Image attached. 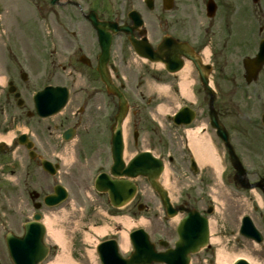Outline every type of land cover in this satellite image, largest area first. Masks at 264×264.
<instances>
[{"label":"flooded vegetation","instance_id":"af4514ba","mask_svg":"<svg viewBox=\"0 0 264 264\" xmlns=\"http://www.w3.org/2000/svg\"><path fill=\"white\" fill-rule=\"evenodd\" d=\"M32 14L44 18L50 29L44 38L37 35L35 48L44 51L39 58L33 57L35 43L28 48L26 42H16L15 31L10 30L16 28L8 25V18ZM0 27L4 31L0 33L2 44L19 50L15 63L8 67L7 81L14 82L12 88L9 84L0 88V133H14L11 144L1 146L0 153L11 156L17 185L27 187L31 199L27 209L33 210L27 219L37 205L42 212L56 208L47 204L45 197L56 184H64L63 179L36 169L43 157L59 161L69 143L75 142L79 159L96 148L97 160L103 162L97 175L111 169L117 98L98 70L105 60L103 45H109L110 50L106 70L116 81L125 78L115 66L141 65L159 80L162 73L151 67L155 64L151 58L170 60L176 56L179 62L192 55L210 74L219 98L237 97L253 86L260 121L264 114V63L255 80L243 84L244 60L255 57L264 61V0H0ZM26 33L21 34L24 39ZM192 72L196 80L192 91L202 107L200 116H207L210 95L198 84L199 70L193 64ZM41 81L45 83L36 86ZM49 84L67 87L69 97L60 106L64 90H55L58 92L47 99L50 114H42L48 109L38 107L36 95ZM124 92L127 97L142 96L141 90ZM217 109L220 118L224 116L222 107Z\"/></svg>","mask_w":264,"mask_h":264},{"label":"rangeland","instance_id":"374dc122","mask_svg":"<svg viewBox=\"0 0 264 264\" xmlns=\"http://www.w3.org/2000/svg\"><path fill=\"white\" fill-rule=\"evenodd\" d=\"M22 21L23 27L26 26L28 21L26 23H24V19ZM20 28H22L21 24L16 27L18 30ZM10 30L16 31L14 28H10ZM24 31L23 29L22 34ZM13 34L16 42H26L28 48H32L33 42L35 43L34 48L38 46L39 40L37 38L31 39L26 36L24 39L22 35L18 37L15 32ZM1 51L0 46V54ZM34 51L32 50V53ZM5 60V64L12 62V58ZM135 69H139V66ZM166 79L171 82L172 88L171 90L159 91L158 94L161 98H155L156 93L153 95L154 87L152 84L154 82L148 76L143 78L145 82L140 87H138L137 77L133 73L126 81L128 89H142L145 94L143 98L132 96L129 99L132 110L138 112L135 116L131 115V118L136 121V127L141 132V138L136 145L132 135L135 128L132 123H128L125 131L126 157L130 158L134 153L146 147H153L155 152L166 159L171 154L174 160L167 164V169L171 174V186L167 188L173 202L176 204L186 201L198 208L204 205L205 199H211V202L214 203L216 209L214 213L209 215L210 220L214 222L211 238H217L218 241H210L209 247L193 255L191 264H217V252L220 248H223L228 255L242 253L256 264H264V240L259 243L240 234L242 217L248 214L264 235V195L262 191L258 188L244 190L235 186L233 182L234 170L214 133H212V138L223 159L226 171L220 176L217 170L210 165L200 167L198 173L193 171L188 162L191 152L187 142L176 145V125L173 124L171 115H158L163 122L160 128L155 126L154 120H157L153 118V113H158L156 106L158 102L166 100L163 105L168 106L170 114L176 108V102L180 104L175 92L176 75L168 76ZM36 85L38 86V83ZM252 91V87L245 89L243 94L246 97L244 100L240 97L233 98L229 95H222L220 98L218 97L216 106L222 107L225 115L224 122L231 132L232 141L237 149L243 152L242 159L249 171V177L253 181L257 179L259 174L264 175V136H260L262 125L258 120H255L258 114L254 107ZM248 95L250 97H247ZM149 99L150 103H148ZM199 107L201 108V106ZM205 116L206 114L199 116L193 127L202 129L207 120ZM232 126L234 132L230 129ZM181 134L184 135V132ZM255 146L259 147L260 150L263 149L260 155L256 152ZM76 148L75 143H69L58 176L69 188V199L62 206L44 211L45 218L50 217L53 220V227L61 229L64 233L65 243L64 246L61 245L62 250H74L77 257L76 262L70 264H100L95 250L96 244L106 237L119 238L117 229L119 226L124 228L115 220V217L121 215H128L136 220L146 219L145 223L134 225L129 231L135 227L143 226L150 232L152 240L157 244L161 238H164L170 242V246L174 245L176 223L184 215L183 213L179 214L178 219L176 216L169 218L157 193L151 188L148 181L141 177L137 180L140 189L134 202L123 208L111 207L107 196L99 195L93 186V177L98 171V164H101L100 160H97L96 148L91 149L88 155L81 159H78L76 155ZM103 150V148L98 150L101 155L105 154ZM6 161L11 160L3 161L5 164L4 169H2L4 174H0V257L3 264H11L4 245V234L8 230L19 233L25 220L24 215L30 211H27L24 206L29 201L28 194L22 195L20 190V187H23L25 192L26 188L24 185L16 184L17 180L12 175L13 163ZM36 169L43 172L39 166ZM140 203L144 204L143 209H139ZM105 224L110 226L108 233L98 235L94 232V226ZM47 240L51 244L54 243L51 235L47 236ZM158 248L161 247L158 245ZM93 250L96 256L91 255L90 252ZM55 257L56 255L53 253L50 254L42 264H51Z\"/></svg>","mask_w":264,"mask_h":264},{"label":"water","instance_id":"95a60500","mask_svg":"<svg viewBox=\"0 0 264 264\" xmlns=\"http://www.w3.org/2000/svg\"><path fill=\"white\" fill-rule=\"evenodd\" d=\"M253 66V62L247 64L249 70H253ZM168 69L174 71L176 70V66L173 68L168 66ZM202 80L210 93H212L208 77L202 75ZM108 84L118 93L120 98V109L117 115L118 125L114 128L113 134V152L115 161L122 169L121 171L115 170L113 173L116 175L127 174L131 177H136L139 174L147 175L152 186L160 194L168 214L170 216L175 215L176 208L173 207L170 201L169 193L158 180L160 173L164 169L162 159L156 158L149 151H144L133 157L128 166H125L123 160L124 143L122 137V119L126 114L127 100L124 95L118 91L116 86L110 82ZM178 116L184 118V122L190 123L194 115L193 111L186 107L182 109ZM212 124L218 128L219 134L227 141V133L218 122L215 114L212 115ZM230 151L232 163L243 173L239 159L234 155L232 150ZM45 165L47 169L55 170L50 162L45 163ZM99 188L109 190L110 197L116 200L113 201L115 205H123L134 194L137 186L133 182H126L124 179L118 178L112 179L104 174L101 177ZM64 195H66V189L62 186H58L56 188V194L47 197V202L50 204L57 203ZM181 209L186 210L187 215L180 222V237L175 247L169 248L166 251H157L155 243L150 241L149 234L143 228H139L130 233V238L135 250L129 257H124L120 254L118 243L115 239L106 240L99 244L98 253L101 257L102 264H153L154 262L189 264L191 254L199 251L209 240L208 218L196 209L184 207H181ZM210 211L211 210H209V212ZM40 218L41 215L36 214L35 219L26 224L24 236H16L12 233L9 234L7 242L16 264H38L46 256L49 250L44 242L46 227L40 221ZM241 232L248 237L255 238L257 241L263 240L261 232L257 229L249 216L244 218ZM161 243L167 244V242ZM234 264L250 263L246 259L241 258Z\"/></svg>","mask_w":264,"mask_h":264},{"label":"bare ground","instance_id":"6f19581e","mask_svg":"<svg viewBox=\"0 0 264 264\" xmlns=\"http://www.w3.org/2000/svg\"><path fill=\"white\" fill-rule=\"evenodd\" d=\"M189 72H190V64L188 63V65H186V67H184V69L182 70V78H183L182 89H183V94L185 96L192 97L191 93L188 91L187 86H186L188 82L187 78H188ZM167 111L168 109H166L164 106L160 107V112L162 114L166 113ZM188 136H189V145L198 163L201 166H208V165L213 166L217 170L219 175H222L225 172L226 167L224 166L223 160L217 154L210 136L208 134L200 135L198 134V130H190L188 132ZM11 137L12 135H9V136L0 135V140L5 139L7 141H10ZM162 182L166 187L171 186V174L167 168L165 169L163 173ZM115 220L123 224V226L126 228L120 232L119 245H120L121 251L128 252L131 248V241H130L128 230L131 229L134 225H137L139 223L141 224L145 223L146 219L141 218L140 220H136L128 215H125V216H116ZM45 223L48 227V234L52 236L54 241H57L61 245H64L65 243L64 235L61 230L53 227V220L50 217H47L45 218ZM213 225H214V222L210 220L211 233L213 231ZM109 228L110 226L107 224L102 225V226L93 227L94 231L98 235H104L108 233ZM88 238H90V236H88ZM213 240L218 241L217 238H211V242ZM90 253L91 255L96 256L94 251H91ZM239 257H246L252 264H256L251 259H249L245 254L237 253V254L228 255V253L223 248L218 249L217 264H233L235 260ZM71 261H72V258H70V256L67 253L62 252L60 253V255L56 257V259L52 262V264H68Z\"/></svg>","mask_w":264,"mask_h":264}]
</instances>
